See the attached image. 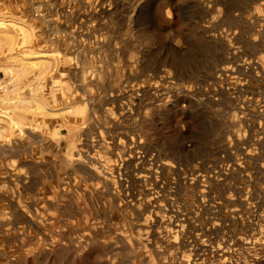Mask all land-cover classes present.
<instances>
[{
  "label": "rangeland",
  "instance_id": "rangeland-1",
  "mask_svg": "<svg viewBox=\"0 0 264 264\" xmlns=\"http://www.w3.org/2000/svg\"><path fill=\"white\" fill-rule=\"evenodd\" d=\"M0 264H264V0H0Z\"/></svg>",
  "mask_w": 264,
  "mask_h": 264
}]
</instances>
